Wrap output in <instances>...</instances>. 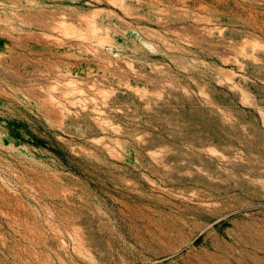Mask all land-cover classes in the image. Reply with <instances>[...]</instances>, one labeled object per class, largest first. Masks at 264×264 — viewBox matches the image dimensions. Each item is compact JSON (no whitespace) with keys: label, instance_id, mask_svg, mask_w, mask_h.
<instances>
[{"label":"rangeland","instance_id":"rangeland-1","mask_svg":"<svg viewBox=\"0 0 264 264\" xmlns=\"http://www.w3.org/2000/svg\"><path fill=\"white\" fill-rule=\"evenodd\" d=\"M0 264H264V0H0Z\"/></svg>","mask_w":264,"mask_h":264}]
</instances>
